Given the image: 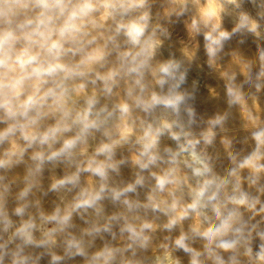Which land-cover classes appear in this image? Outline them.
Masks as SVG:
<instances>
[{
	"label": "clouds",
	"instance_id": "clouds-1",
	"mask_svg": "<svg viewBox=\"0 0 264 264\" xmlns=\"http://www.w3.org/2000/svg\"><path fill=\"white\" fill-rule=\"evenodd\" d=\"M0 264H264V0H0Z\"/></svg>",
	"mask_w": 264,
	"mask_h": 264
}]
</instances>
